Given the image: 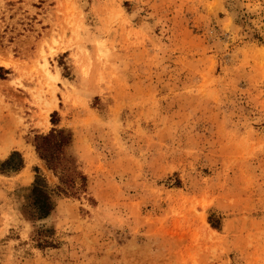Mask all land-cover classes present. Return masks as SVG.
<instances>
[{
	"label": "rangeland",
	"instance_id": "374dc122",
	"mask_svg": "<svg viewBox=\"0 0 264 264\" xmlns=\"http://www.w3.org/2000/svg\"><path fill=\"white\" fill-rule=\"evenodd\" d=\"M53 130L68 194L36 149ZM13 152L0 264H264V0H0ZM37 174L56 207L35 222Z\"/></svg>",
	"mask_w": 264,
	"mask_h": 264
},
{
	"label": "trees",
	"instance_id": "16d2710c",
	"mask_svg": "<svg viewBox=\"0 0 264 264\" xmlns=\"http://www.w3.org/2000/svg\"><path fill=\"white\" fill-rule=\"evenodd\" d=\"M56 115V114H55ZM67 137L62 130H53L49 135L38 138L36 149L41 159L46 161L47 166L52 171L63 170L62 183L64 187H59V191L70 193L75 186V179L72 175H67V169L62 166L60 149L66 143ZM24 159L20 152H13L8 159L0 162V172H18L24 168ZM39 172V170H38ZM69 187V188H68ZM28 203L24 206L31 220L42 221L49 218L55 210L53 190L48 181L41 174H37L32 188L27 196ZM33 240L37 242L39 248L53 247L52 236L54 230L41 227L34 232Z\"/></svg>",
	"mask_w": 264,
	"mask_h": 264
},
{
	"label": "bare ground",
	"instance_id": "6f19581e",
	"mask_svg": "<svg viewBox=\"0 0 264 264\" xmlns=\"http://www.w3.org/2000/svg\"><path fill=\"white\" fill-rule=\"evenodd\" d=\"M2 64L5 65V66H8L10 63H8V62H3ZM47 65H48V64H47Z\"/></svg>",
	"mask_w": 264,
	"mask_h": 264
}]
</instances>
